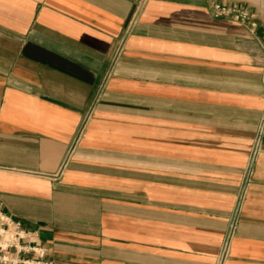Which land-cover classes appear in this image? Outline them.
I'll return each mask as SVG.
<instances>
[{
	"label": "crops",
	"instance_id": "0c3cea01",
	"mask_svg": "<svg viewBox=\"0 0 264 264\" xmlns=\"http://www.w3.org/2000/svg\"><path fill=\"white\" fill-rule=\"evenodd\" d=\"M263 35L264 0H0L1 209L54 264H264Z\"/></svg>",
	"mask_w": 264,
	"mask_h": 264
},
{
	"label": "built area",
	"instance_id": "2783aa9c",
	"mask_svg": "<svg viewBox=\"0 0 264 264\" xmlns=\"http://www.w3.org/2000/svg\"><path fill=\"white\" fill-rule=\"evenodd\" d=\"M216 18L232 17L236 21L251 24L255 30L257 24L254 22V16L236 7H225L221 5L214 6ZM264 49V35L261 40ZM264 131L256 141L251 153L250 164L247 170V184L250 182L251 175L258 155L262 151V138ZM1 206V204H0ZM36 233L29 231L24 222L14 219L5 213L0 207V264H54L48 258V249L46 246L35 240ZM228 253V244L224 247V258Z\"/></svg>",
	"mask_w": 264,
	"mask_h": 264
}]
</instances>
